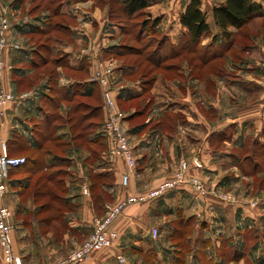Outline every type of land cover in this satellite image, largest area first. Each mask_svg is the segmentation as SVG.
<instances>
[{"label": "crops", "instance_id": "obj_1", "mask_svg": "<svg viewBox=\"0 0 264 264\" xmlns=\"http://www.w3.org/2000/svg\"><path fill=\"white\" fill-rule=\"evenodd\" d=\"M114 1L122 4L124 0ZM145 1L148 14L159 21L155 30L163 32V37L168 39L165 49L186 41L180 17L191 0ZM252 1L261 6L259 13L242 29H232L230 45H225L228 48L225 53L234 47L239 50L228 62L236 75L227 77L226 81L239 89L241 95L233 92L235 94L223 95L221 100L217 95L213 98L211 91L215 88L219 91L222 86L213 83L211 90L210 78L207 84H200V76L195 71L198 66L191 64L184 75L187 82L178 80L175 83L177 93L182 95H178V107H163L157 101H149L138 109L137 103L146 94L140 81L132 80L136 70L114 67L113 84L123 116V129L137 158L133 171L121 157L104 156L106 148L110 151L109 140L107 147L101 129L106 113L101 86L92 78L96 67L94 59L104 57L108 48L119 45L115 37L123 26L112 18L110 3L63 0L59 17L65 18L66 22L61 24L69 33H64L65 40L51 47L50 54L60 53L61 57L44 56L47 62L42 59L38 45L28 42L47 28V13L31 15L26 8H30V3L24 0H12L4 9L0 6L3 14L11 19L9 45L0 55L4 64L2 83L18 98L27 94L24 99H16L7 106L3 138L8 142L16 133L32 146L38 142L35 125L46 116L56 115V111L60 115L82 114L74 120L72 116L68 118L75 122L74 127H71V120L59 126L61 131L66 127L73 128V132L78 129L67 141L71 151L65 157L72 162V174L65 181L62 179L65 191L62 200L37 195L44 189L32 196L34 202L38 201L33 204L37 214L45 212L44 205L51 207L58 201L59 207L66 210L58 219L37 220V226L32 224L36 219H10L13 251L21 264H57L90 236L97 209L102 207L94 205L90 192L83 193L84 186H90L92 175H102L93 187L95 193H108L114 203L156 189L170 179L178 162L193 156L200 157L208 181L214 183L218 179L220 188L229 191L243 182L249 171L245 170L244 159L234 149L244 151L250 139L254 147L264 150V0ZM216 2L201 0L202 11L210 24V34L203 38V44L214 36L219 37L217 44L221 43L219 28L212 19ZM238 39L240 44H237ZM249 39L252 42L245 44ZM42 45L46 47L47 44ZM190 58L199 64L202 62L194 48ZM209 59L208 63L216 58ZM50 64L53 67L48 69L50 76L47 78L44 68ZM153 86L152 93L156 95L158 85ZM27 88L33 90L18 94L19 90ZM146 111L148 115L142 120ZM175 112L182 120L170 124L165 117ZM90 127L95 133L88 138L80 136ZM48 158L50 164L52 158ZM126 175L129 180L125 185L123 177ZM28 176L24 173L15 181L11 179L9 187L14 188V183L20 180L26 182ZM16 187L17 198L21 195L20 199L25 201L29 187L26 189L24 183ZM57 187L51 186L48 190ZM45 197L50 199L39 202ZM46 227L48 230L42 234ZM116 229L120 234L118 245L93 251L81 264H264V219H250L241 202L233 204L214 196L202 197L187 185L160 198L129 205L118 217ZM121 257L123 263L119 260ZM0 264H15L5 260L1 247Z\"/></svg>", "mask_w": 264, "mask_h": 264}, {"label": "rangeland", "instance_id": "obj_2", "mask_svg": "<svg viewBox=\"0 0 264 264\" xmlns=\"http://www.w3.org/2000/svg\"><path fill=\"white\" fill-rule=\"evenodd\" d=\"M105 1H106L105 4L107 5L108 3H110L111 0H105ZM11 2H12V0H0V6L3 5L2 8L4 9L5 4L6 3L9 4ZM24 2H29L30 7H31V5L35 6L36 4L41 5V6L37 5V7H34L31 11H30L31 8L26 7L28 9V11H30L31 15L32 14H39V13H42V14H44V13L52 14L53 13V10L48 8V6L51 4L52 0H24ZM6 6H7V4H6ZM116 7L117 6H115V8ZM3 13L4 12H2L0 9V14H3ZM4 16L9 20V23L11 24L10 17L8 15H6V13ZM149 17H151V16L148 14L147 10L140 12V13H137V14H134L133 17H128L126 15H125V17L124 16L112 17L115 19V22L118 23L120 27H121V25H123L130 32L127 33V31H125L124 28H120L119 34L117 33V36L115 37V40L117 41V44H119V45L108 48L106 50L104 57L99 58L98 60H97V58L94 59L95 66H96L94 73L97 71V69L100 67V65L103 68L107 67V69L108 68L114 69V67H117V66L119 68L134 69V70H136L135 71L136 75L134 77H132V80L134 82L140 81V83H142V81L147 82V81L154 78L155 79L154 84L157 83V85H158V87H156L157 88L156 95L152 93V88L149 89L146 96H144L143 99L139 103H137L138 109H141L149 101L154 102V103L158 102V104H160L163 107H168V108L170 107V108L175 109L176 107H178L177 106L178 104L176 103V101L178 100V98H180L179 96H182V95H179V93H177L175 83L178 80L180 82H187V80L185 79L186 76H184V75L188 72L186 69H190L189 61L194 66H197L196 63L198 61H196V60L191 61L192 58H190V54L187 55V53H186L185 55H182V56L179 55L176 58L168 60L167 62H165L164 66H161V68L157 69L156 67L150 65L147 62V58L159 46V43L164 38L163 37L164 33L158 32V31H156V32L155 31H151V32L145 31L143 33V35L139 36V33L142 32L143 23L148 21L147 19ZM251 20H250V22H251ZM49 22H50V20L46 19L45 24H47ZM51 22L54 23L55 29L60 27L59 30L62 31L61 23L66 22V20L64 17H59V16L57 17L56 16L54 18L52 17ZM151 22L152 21H150V23H147V25H151ZM45 27H47V26H45ZM55 29L53 31L49 30V32L45 35H40V36H37L34 38L31 37L28 40V42H30L29 44H34L33 42H35V45L36 44L38 45V47L41 49V51L43 53V55L41 54V57L45 56L46 58H49V59L50 58L53 59L54 57H56V58L61 57L60 53L55 54L52 52L51 54H48L47 53L48 51L42 45V43H46L47 46L51 48L53 45L59 44L60 40H63V39L65 40L64 34L55 31ZM251 32L253 34H255L252 30H251ZM8 35H10V32ZM256 37L257 36L255 35L254 38H256ZM8 38H9V36H8ZM211 39L212 38L210 37L208 42H206L207 44L201 43V46H200V53L201 54H208L209 55L213 52H215V54H219L220 51H223V49H225V45L216 46V44H211ZM249 42H252V40L249 39V41H246V40L244 41L245 44H249ZM238 43H239V39L237 41V44ZM236 48L237 47H234L232 50H230V52H232V53L226 52L227 54L225 53V55H222L223 57L213 59V61L211 60L210 63H207L206 65L198 66L197 69L195 70V71H197L198 76H200L199 77L200 84L201 83L207 84L208 79L210 78L212 80V82H210L208 84L211 85V90H213V83H215V85L220 84L222 86L219 91L216 90V88L213 91H211V93L213 94V96L212 95L211 96L213 98H214V96L217 95V98L219 100H221L223 95H226L228 93H230L232 95L233 92L238 93V95H241L238 92L239 89L234 88L231 85V83L229 86L228 82L226 81V80H228L227 77H229V78L231 76L235 77V75H236L235 74L236 71L232 72V67L228 63L230 61V58L238 53L239 50ZM139 52H141V53H139ZM132 53H134V54H132ZM0 60H1V58H0ZM263 63H264V57H263ZM166 65L167 66L170 65L169 67H171V69L167 68ZM198 65H199V62H198ZM51 66L52 65L50 64L46 68H44V71L46 70L45 72H46L47 78L50 76V74L48 73V69H50ZM182 68H184V69H182ZM94 73L92 75V78L94 76ZM187 78H190V75ZM110 80H112V82H113V77ZM2 85H3V83H2ZM227 86H229V87H227ZM3 88H4V86H3ZM110 88L115 89V85L114 84L111 85ZM28 89L29 88L19 90L20 93H18V94H22V92H25ZM101 91H102V96H103L105 90L102 87H101ZM235 93H233V94H235ZM114 94H115V90H114ZM200 98H201V96H200ZM11 103H9L8 105H10ZM6 109H7V107H6ZM6 109H5V111H6ZM55 114L58 116V118L55 121H53L51 128L48 127L47 129L50 133H53L52 134L53 136H56V137L58 135L61 136L62 137L61 141H68L71 138L70 136L77 134L78 129L73 132L72 131L73 128L70 129V128L66 127L63 131L58 129L55 132L54 128L56 127L57 124H59V123L64 124V123L68 122V118H67L68 113H66L63 118H59V116H60L59 112L56 111ZM147 115H148V111H146L144 113V115H142V120H144V118H146ZM69 116L70 117L72 116V118L74 120V119H77L78 116H82V114L72 113ZM5 118H6V116H5ZM165 120L170 122V124H172L178 120H182V117L180 114H178V112H175V113L170 114L169 117L166 116ZM4 121H5V119H4ZM70 123H72L71 127H74L75 122L72 121ZM4 125H5V122H3L2 129H1V139L2 140H5L2 136V130H3ZM43 126H44V124H42V122H40L39 125L37 126L38 130H35L37 137H39V135H42V133L44 134V132H43L44 127ZM35 127H36V125H35ZM93 131L91 130V127L87 128L85 133L80 134V136L88 138V136L95 133ZM40 139H42V137H40ZM252 141L253 140L249 139L250 143L247 144L245 150L242 152H238L237 150L234 149L235 153L237 155H241V157L244 159L245 170L249 171V175L244 178L242 183L235 184L231 190L228 191V190H225L223 188H220L217 185L218 181H219L218 179L216 181H214V183H211L208 181L207 176L203 172L204 171L203 169L205 168V164L200 159V157H198V156H193L191 158H186V159L184 158L182 160V161L187 162V166H186L187 170H186L184 177L182 179V181H183L182 185L190 186L198 195H200L202 197L214 196L215 198L220 199L221 201H224L227 203H233V204H239L241 202L242 205L244 206V208L246 209L248 215L250 216V219H264V150L262 148H259V147H254L252 145ZM19 142H21V141H19ZM6 144H7V151H8L9 156H12V157H15V156L20 157L21 156V157H23L25 155L21 151H19V153H16L18 156L17 155L14 156V154L10 155L9 150H8V142L7 141H6ZM51 145H52L51 141L50 142L48 141V142H45L44 147H45V149H47L48 146H51ZM64 147H62L61 150L60 149H58L57 151L54 150L55 153L54 152L53 153L55 155H59V156L62 155L61 157L63 158V160H62V162H57V165H58L57 167L59 168V171H61V173H62L59 176V178L61 177V179H63L65 181V179H68V177L71 176V174H72V165H71L72 162L69 158L65 157V155H67V153L70 151V148L68 149V147H67V149H68V151H67V149ZM218 147H219V145H218ZM251 153L254 154V157L250 156ZM22 154H23V156H22ZM26 154L28 155L30 153H26ZM248 156H249V158H248ZM48 157L49 156H47V159H49ZM245 158H248V159L245 160ZM180 163H181V161L178 162L177 169L173 172V175L170 177V179H172L180 171V167H181ZM198 165H200V167H198ZM53 171H55V170H53ZM12 177H13V174H12ZM15 177H18V176H15ZM40 180H41V174H39V173L36 174L34 176V178H32L31 186L25 192V198H27V199H25V201H22L20 199L21 197H23L21 195L17 198V196H16L17 192H15L16 188L11 189L8 186V193H7L8 195H6V197L4 198L3 204L5 206H7L11 211V217L9 219H29V220L36 219L35 222H33L32 224L37 226L38 221H44V219H45L44 222H46V221H48V219H56L60 215L61 212H64L66 210V208H64V207L60 208L59 203H58L60 200H62V197L65 195V191L63 190V186H64V184H63V185H59V187H57V188H54V191L57 193V195L59 197V198H57V199H59V201L52 203L53 206H51L49 208H45L44 213L37 214V212H36L37 207H35L33 204L38 203V201L34 202L32 199V196H34V194L36 192L38 193V191H41L44 189L42 187V184H40V183L45 182V181H43V180L40 181ZM38 181H40V182H38ZM45 188L50 189V184L46 185ZM49 194H51V192H49ZM37 195H40L43 197L47 196L41 192L38 193ZM95 195L96 196H98V195L104 196L105 203L103 204V206L101 208L97 209L98 214L96 216L99 218H104L105 215L107 214L105 211V205L106 204H114V202L112 201L111 196L106 197V195H108V193H106L104 191H98V192L96 191ZM51 198L53 199L54 197H51ZM43 199L39 200V202L45 203L50 198L45 197ZM15 210L17 211V213L19 215L16 213ZM15 213H16V215H15ZM251 216H253L254 218H252ZM96 217H94V219ZM118 217L110 225L111 229L117 230L116 229V221H117ZM32 224L31 223L29 224V226L31 228H32ZM48 228L49 227L43 228L44 231H42V234L46 230H48ZM87 239H85L81 243V245L84 244L87 241ZM119 239H120V234H119ZM119 239L117 240L116 244L113 247L118 245ZM12 241H13V237H12ZM81 245H79V247ZM76 249H73V251H75ZM13 253H14V251H13ZM71 253H69V254H71ZM64 258L61 259L57 264H59L62 260H64Z\"/></svg>", "mask_w": 264, "mask_h": 264}, {"label": "trees", "instance_id": "obj_3", "mask_svg": "<svg viewBox=\"0 0 264 264\" xmlns=\"http://www.w3.org/2000/svg\"><path fill=\"white\" fill-rule=\"evenodd\" d=\"M62 2L63 0H52L51 4L48 6L49 9L53 10V13L52 14L47 13V20L49 19L50 22L47 23L48 25L45 30H41L42 31L41 35H45L49 32V30L53 31L55 29L54 23H52L51 20H52V17L54 18L56 16L57 17L61 16L60 15V5ZM37 5L38 4H36L35 6L31 5L30 11L34 7H37ZM201 5H202L201 0H191L190 4L186 7L184 13L180 17V23L185 29L186 41L180 43L177 47L176 46L172 47V45L171 46L168 45L170 46V48L165 49L166 47L164 45H166V43L168 42V39L163 38L161 42L159 43V46L156 48V50L153 51V53H151L147 58V62L150 65L156 67L157 69L161 68V66H164L165 62H167L170 59L176 58L179 55L182 56V54L185 55L186 53L188 55V52H190L191 54V50L193 48L195 49V52H197V54L201 56L202 58L201 64L199 65L197 64V66L206 65L208 61L210 60L209 58H212V57L219 58L220 57L219 55H222L225 53V51L228 48L223 49V51H220L221 53L219 52V54H215V52L209 55L200 53V46H201L203 38L210 34V24L208 23V16L206 13L202 11ZM38 6H41V5L39 4ZM115 6L117 7L115 8ZM147 6H148V3L145 0H124L122 4H118L114 0L110 1V7H111L110 10L112 11L113 17L117 16V14L118 16L125 17L126 15L128 17H133L134 14L145 11ZM260 9H261V6L252 0H217L216 4H214L213 6L212 19H213L214 25L219 28V33L221 36V43L217 45L219 37L214 36L211 40V44H216V46L230 45V40L232 37V29H242L244 26H246L250 22L252 18H254L259 13ZM147 20L148 21L143 23L142 32L139 33V36L143 35L145 31L147 32L155 31L156 32L155 26L159 22L158 19L156 18L152 19L151 17H149ZM150 21H152L151 25H147V23H150ZM61 26H62V31L59 30L60 27L56 28L55 31L62 33V34L69 33L68 30L65 29L64 25L61 24ZM122 28H124L125 31H127V33L130 32L126 27L123 26ZM45 48L48 51L47 53L50 54L51 48L48 47L47 45ZM42 59H44V57H42ZM44 60H46V62L48 61V59H44ZM191 64L192 63L190 62V65ZM169 66L166 65L167 68L171 69V67ZM154 82H155L154 78L147 82L142 81L141 84L143 85L145 94H147L148 90L152 88ZM28 90H33V89L29 88ZM103 105H104L103 108L106 113L105 104ZM41 111H43V109H41ZM69 115L70 114L68 113L67 118H70ZM64 116L65 114L64 115L62 114L59 116V118H63ZM55 117L57 118L56 115L52 114L50 116H46L45 120L39 121V123L42 122V124H44L43 126L44 134L42 133V135H39V137H37L38 142L35 143L34 145L30 146L28 143L22 141V139L16 133L8 141L9 154L10 155L14 154L15 156L17 155L16 153H19V151H21L23 152V154H25L24 156L22 154V156L25 157L27 160L26 164L23 165L22 167L18 169H13L10 171L8 186H10L11 179L15 181L17 178L15 176L18 175V177H20V175H23L24 173L29 175L26 178V182H22L23 180L15 182L14 188L24 183L27 189L29 185L31 184L32 178H34V176L38 173L41 174V180L46 182V183L45 182L40 183L42 184L43 188L49 184H50V187L51 186L59 187V185L64 184L61 177L59 178V176L62 173L61 171H59V168L57 167L58 165L56 162L57 160L58 162H62L63 158L61 157L62 155L60 156L55 155L54 150L56 151L58 149L61 150V148L64 146H65L64 148L67 149L68 147L69 149L70 143H67V141H61V138H62L61 136L59 135H58L59 137L53 136L52 135L53 133H50L48 131L47 128L48 127L51 128L53 121H55ZM68 120H71V119H68ZM105 121H106V118L101 125V129H102V135H103V139L105 142V146L108 147V143H107L108 140H107L106 135L104 134ZM39 123H36L37 124L36 126H38ZM76 124H80V123L76 122ZM60 125L61 123L57 124V126L54 128L55 132L61 127ZM40 137H42V139H40ZM48 141L49 142L51 141L52 145L48 146V148L45 149L44 147L45 142H48ZM107 151H108V148H106V152H105L106 155H104L105 157L109 154V151L108 153ZM26 153H30V154L27 155ZM47 156H51L52 158L51 159L52 161L50 164L46 160ZM56 156H59V157H56ZM12 174H13V177H12ZM101 176L102 175H97V174L92 175L91 181H90L91 184L87 188H88V193L90 192L91 195L94 196V205L101 204L103 206V204L105 203L104 196L98 195L95 198V190L93 189V187L97 185L99 180H101ZM49 192H51V194H49ZM43 193L47 196L51 195V197H54L53 198L54 200L59 198L57 193L54 190L49 191L48 189L44 188ZM109 196H110L109 194L106 195V197H109ZM44 206L45 207H42L43 209L50 207L49 204H46Z\"/></svg>", "mask_w": 264, "mask_h": 264}, {"label": "built area", "instance_id": "obj_4", "mask_svg": "<svg viewBox=\"0 0 264 264\" xmlns=\"http://www.w3.org/2000/svg\"><path fill=\"white\" fill-rule=\"evenodd\" d=\"M10 30L11 24L9 23V20L3 14H0V55L9 45L8 34ZM3 67V61L0 60V247L3 250L4 258L8 263L21 264V259L16 257L13 253V227L9 219L11 217V211L3 203L4 198L8 193L10 171L22 167L26 164L27 160L25 157H12L8 155L6 141L1 139V129L6 116L5 109L7 105L16 99H24L27 94H23L18 98L16 95L3 88ZM112 77H114V69H107V67L103 68L101 65L93 76V81L98 83L105 90L103 94L106 109L104 134L110 144L109 155L113 157H121L129 169L133 171L137 165V158L134 154V149L129 137L123 129V116L118 108L116 96L114 94L115 89L110 88V86L113 85L112 80H110ZM180 164V171L172 179L163 182L156 189L150 190L137 197H129L125 201L119 203L106 204L105 211L107 214L104 218L96 217L94 219L93 231L87 241L66 256L59 264H81L93 251L113 247L119 239L117 230L111 229L110 227L114 220L129 205L136 202L160 198L168 192L182 186V179L187 170V162L181 161ZM198 167H200V165H198ZM128 180V175L123 177V183L125 185L128 183ZM83 193L88 194L87 186H84ZM153 232L154 235H157L156 230ZM119 260L121 263L124 262L123 258H119Z\"/></svg>", "mask_w": 264, "mask_h": 264}]
</instances>
